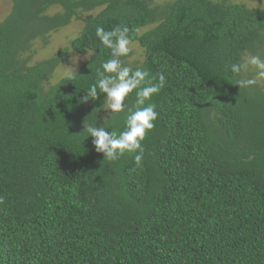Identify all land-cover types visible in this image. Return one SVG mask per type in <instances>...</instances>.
Returning <instances> with one entry per match:
<instances>
[{"label":"trees","instance_id":"1","mask_svg":"<svg viewBox=\"0 0 264 264\" xmlns=\"http://www.w3.org/2000/svg\"><path fill=\"white\" fill-rule=\"evenodd\" d=\"M80 19L56 58L27 63L34 42ZM97 25H126L145 51L137 67L165 77L140 167L135 154L105 159L84 131L119 134L138 107L135 91L107 119L106 94L82 102L112 58ZM69 50L91 55L46 88ZM246 55L264 58V9L12 0L0 22V264H264V87H239L250 77L225 70Z\"/></svg>","mask_w":264,"mask_h":264},{"label":"clouds","instance_id":"2","mask_svg":"<svg viewBox=\"0 0 264 264\" xmlns=\"http://www.w3.org/2000/svg\"><path fill=\"white\" fill-rule=\"evenodd\" d=\"M129 29L126 25L117 26L111 31H106L103 26L97 25L95 35L106 48L111 50V59L102 62L101 69L97 71V81L87 89V95L82 102L96 100L98 93L105 95L104 108L112 114H118L125 110V100L130 93L135 91L138 107L129 109L126 116L124 130L117 134L109 131L104 126L88 124L84 131L88 137L93 138L95 150L102 153L104 158L117 161L125 154H135L134 160L137 167L142 165L144 148L142 146L146 135L155 127L158 118L155 104L151 98L163 88L165 77L159 76V82L149 77V73L142 68L125 66L121 57L131 52V40ZM255 72V76L247 79H238L236 85L248 87L257 84L260 78H264V58L260 55H249L242 62L226 65L225 70L236 76L249 70ZM104 159V160H105ZM3 197H0V203Z\"/></svg>","mask_w":264,"mask_h":264},{"label":"rangeland","instance_id":"3","mask_svg":"<svg viewBox=\"0 0 264 264\" xmlns=\"http://www.w3.org/2000/svg\"><path fill=\"white\" fill-rule=\"evenodd\" d=\"M153 7H165L168 4L175 2L176 0H148ZM214 2H223L226 1L228 3L234 5H245L249 9L260 10L264 9V0H211ZM12 0H0V22L3 21L10 13ZM58 13V9H53L49 12L50 15H55ZM99 13V9L91 12L90 14L82 15V19H87L92 16H95ZM82 19L73 21L69 26L60 29L59 31L52 33L48 36L45 43L41 40L34 42L31 51L26 53L23 57L28 60V64L33 66L38 62H43L46 60H50L52 58H56L58 54L64 49L70 46V42L79 37L82 29L83 22ZM157 24H152L147 26L146 28L139 30V35H142L150 30H152ZM131 52L125 56L124 62L130 67L140 66L145 60V51L137 44L131 43ZM91 54L87 56H80L75 54L69 50L68 54L65 58L61 59L54 75L51 79L50 85H46V88L57 84L62 78H66L71 76L83 63H85ZM249 55H246L247 57ZM244 78L246 77H254L255 72L253 70H249L244 72ZM260 86L264 87V78H260L257 82ZM111 115L109 110L104 112V119L109 118Z\"/></svg>","mask_w":264,"mask_h":264}]
</instances>
